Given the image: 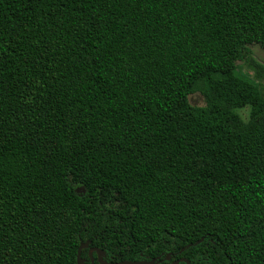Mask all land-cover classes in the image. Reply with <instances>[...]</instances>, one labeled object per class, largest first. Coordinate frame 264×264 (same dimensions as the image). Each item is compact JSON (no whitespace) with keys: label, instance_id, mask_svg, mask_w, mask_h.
<instances>
[{"label":"trees","instance_id":"1","mask_svg":"<svg viewBox=\"0 0 264 264\" xmlns=\"http://www.w3.org/2000/svg\"><path fill=\"white\" fill-rule=\"evenodd\" d=\"M254 43L264 0H0V264H264Z\"/></svg>","mask_w":264,"mask_h":264},{"label":"rangeland","instance_id":"2","mask_svg":"<svg viewBox=\"0 0 264 264\" xmlns=\"http://www.w3.org/2000/svg\"><path fill=\"white\" fill-rule=\"evenodd\" d=\"M251 49H252V58L254 59V61L264 65V48L261 45L254 43L251 46ZM237 64H238V68L236 70L237 73L245 74L257 80V82L264 89V77L262 76L261 78L257 76V68L255 65H253L255 63H252V65H250V63H246L244 61H238ZM189 100L194 105L205 104L204 97L200 92H194L193 94H191L189 96ZM238 112L242 115L244 119H246L248 117L249 107L240 108L238 109Z\"/></svg>","mask_w":264,"mask_h":264},{"label":"water","instance_id":"3","mask_svg":"<svg viewBox=\"0 0 264 264\" xmlns=\"http://www.w3.org/2000/svg\"><path fill=\"white\" fill-rule=\"evenodd\" d=\"M77 190L79 191L80 188H77ZM83 191H85V190L83 189ZM202 240H203V238H200L197 242H200ZM88 245H89V241L81 242V244L78 248V255H77L78 264H85V258L82 257L81 252H82V249L84 247H88ZM184 249H185V247H183L181 250H184ZM94 251L97 252V258L101 264H158L159 263V261H157L155 258H151L150 260H146V259H135V260L122 259V260H116V261H108V260L103 258V255H104L103 249L96 247V246H91L88 249V254H89V257L91 259L90 264H94V257H93ZM171 258H172L171 253H168L165 256V259H167V260H170ZM180 261H184L186 264H192L190 259H188L187 257H184V256L180 257L178 259L172 260L169 264H178Z\"/></svg>","mask_w":264,"mask_h":264},{"label":"flooded vegetation","instance_id":"4","mask_svg":"<svg viewBox=\"0 0 264 264\" xmlns=\"http://www.w3.org/2000/svg\"><path fill=\"white\" fill-rule=\"evenodd\" d=\"M96 254V255H95ZM89 255V254H88ZM93 257H94V264H95V262H96V259L98 260V258H97V252L96 251H94L93 252ZM90 258V257H89ZM104 258V257H103ZM167 260V259H166ZM172 260H174L173 258H171L170 260H168V264L172 261ZM157 261H159V263L158 264H160L161 263V261L159 260V259H157ZM90 263H91V259H90Z\"/></svg>","mask_w":264,"mask_h":264}]
</instances>
